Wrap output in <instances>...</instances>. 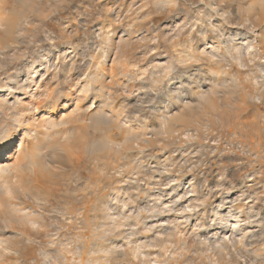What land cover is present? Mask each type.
Segmentation results:
<instances>
[{"label": "clouds", "instance_id": "9594fccd", "mask_svg": "<svg viewBox=\"0 0 264 264\" xmlns=\"http://www.w3.org/2000/svg\"><path fill=\"white\" fill-rule=\"evenodd\" d=\"M262 211L264 0H0V264H264Z\"/></svg>", "mask_w": 264, "mask_h": 264}, {"label": "rangeland", "instance_id": "374dc122", "mask_svg": "<svg viewBox=\"0 0 264 264\" xmlns=\"http://www.w3.org/2000/svg\"><path fill=\"white\" fill-rule=\"evenodd\" d=\"M109 6H111V5L109 4ZM43 75H44V74H43ZM43 75H42V76H43ZM35 78H36L37 80H39V79L41 78V76H40V75H39V76L36 75ZM260 167H261V165H259V164L256 165V169H259ZM256 169H253V172H255ZM253 172H250V173H249V179L245 182L246 185H251V184L254 183L253 179H251V176L253 175ZM188 179H191V177H188ZM216 184H217V182H216L215 180H210V181H209V186H210V187H215ZM169 191H170V190H169ZM245 191H246V189H245V190H240L239 188H237V189L234 190L232 193H230V194H226L224 197H220V196H218V197L216 198V200H214L212 203L215 204V205H217V207H218L219 210L221 209V210L219 211L221 214L228 213V212H230V211L232 210V209H231V205H234V204L236 203V201H238V200L240 199L241 196H245ZM256 191H260V189H256ZM183 194H184L183 189H181L178 193H176V195H183ZM247 198H248V197L245 196V199H247ZM189 199H191V197H189ZM164 203H168V201L165 200ZM182 203L186 204L187 201H184V202H182ZM258 207H259V206H258ZM209 208H211V205H209ZM261 214H264V211H262ZM161 217H162V220H161ZM161 217H159L161 221L168 219V216H166V215L161 216ZM249 230H251V229H249ZM215 232H218L219 235L216 234V237H213V235H212L211 238H213V239H216V238H222V236H224V234H225V236H224V239H223V240H226V239L229 240V239L232 238V234L230 233V231L216 230ZM220 233H221V234H220ZM214 236H215V235H214ZM217 236H218V237H217ZM225 237H226V238H225ZM218 241L220 242V240H218ZM217 244H218V243H217ZM165 252H166V251H165ZM165 252L162 253V254H164V255L168 254L167 252H166V253H165ZM155 253H156V254H155ZM152 255H153L154 257H156L155 255H157V252H156V251H154V253L152 252Z\"/></svg>", "mask_w": 264, "mask_h": 264}, {"label": "bare ground", "instance_id": "6f19581e", "mask_svg": "<svg viewBox=\"0 0 264 264\" xmlns=\"http://www.w3.org/2000/svg\"><path fill=\"white\" fill-rule=\"evenodd\" d=\"M37 75H38V76H39V75L42 76L43 73H39V74H37ZM7 90H8L7 87L3 89V91H4L5 93L7 92ZM220 210H221V209H220ZM220 210H219V211H220ZM162 216H164V215H162ZM159 219H160V218H159ZM161 220H162V217H161ZM216 234L219 235L218 232H215V231H214L213 237H216ZM220 234H221V233H220ZM214 235H215V236H214ZM224 236H225V234H224ZM224 236H222V238H216V239L211 238V239L214 240L216 243L220 244L221 241L224 239ZM217 237H218V236H217ZM225 238H226V237H225ZM218 240H220V242H219ZM226 240H227V239H226ZM153 253H154V252H153ZM165 253H166V252H165ZM155 254H156V253H155ZM157 255H158V253H157ZM157 255H155V256L157 257ZM163 255H164V254H163ZM166 255H167V254H166ZM153 257H154V256H153Z\"/></svg>", "mask_w": 264, "mask_h": 264}]
</instances>
